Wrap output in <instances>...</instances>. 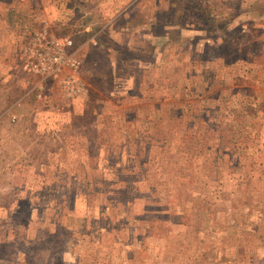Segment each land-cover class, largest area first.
Segmentation results:
<instances>
[{"label": "rangeland", "instance_id": "obj_1", "mask_svg": "<svg viewBox=\"0 0 264 264\" xmlns=\"http://www.w3.org/2000/svg\"><path fill=\"white\" fill-rule=\"evenodd\" d=\"M0 57V264H264V0H0Z\"/></svg>", "mask_w": 264, "mask_h": 264}, {"label": "built area", "instance_id": "obj_2", "mask_svg": "<svg viewBox=\"0 0 264 264\" xmlns=\"http://www.w3.org/2000/svg\"><path fill=\"white\" fill-rule=\"evenodd\" d=\"M72 45V40L61 42L54 37L37 34L30 47L26 49L28 57L25 61V69L45 79L58 77L66 69H71L68 77L62 81V85L69 96L79 98L84 96L85 88L75 74L78 69L77 61L66 52V49H70Z\"/></svg>", "mask_w": 264, "mask_h": 264}, {"label": "crops", "instance_id": "obj_3", "mask_svg": "<svg viewBox=\"0 0 264 264\" xmlns=\"http://www.w3.org/2000/svg\"><path fill=\"white\" fill-rule=\"evenodd\" d=\"M141 3V2H140ZM137 5V4H136ZM135 5V6H136ZM132 8V7H131ZM131 8H129V9H131ZM123 19H124V17H123ZM121 20V19H120ZM0 60H2L3 61V59H1V57H0ZM20 77H22V76H20ZM20 84V83H19ZM83 102H85V101H83ZM85 104L86 105H94L95 106V108L96 107H98V109L97 110H99V111H101V113H102V111H103V114H101V113H99V114H95V116H94V119L92 120V126L91 127H93V128H95V130H96V134H95V132H90L89 130L88 131H82V132H79V136H81V137H83V138H85V139H91L90 137H91V135L90 134H93L94 136V138L96 139V140H98V142L95 140V144H94V147L96 146V150L98 149V153H100V152H102V147H103V145L101 144V141H99L100 140V137H101V133H100V124H101V120H102V118H104V114H105V105H104V102H97L96 103V105H95V103L93 102V101H86L85 102ZM119 105H121L120 104V102H119ZM94 108V109H95ZM98 112V111H97ZM79 116V118L80 117H84V120L86 119V115L84 114V115H78ZM69 122H71V120H69ZM75 122L74 121H72V124H74ZM75 127V126H74ZM74 131H75V129H73ZM89 132V133H88ZM76 134V133H75ZM87 134V135H86ZM86 135V136H85ZM90 136V137H89ZM122 137V136H121ZM93 138V139H94ZM117 146H120V145H117ZM118 148V147H117ZM120 148H122L124 151H125V153H126V149H125V147H123V146H121ZM117 152H120V151H117ZM123 151H121L120 153H122ZM184 157V156H183ZM183 157H182V159H180V158H178V159H176V161L177 162H173V164H176V166H173V167H176L177 168V172H176V177H174V176H171V177H169L170 178V180L171 181H169L168 182V185H169V187H171V184L170 183H172V182H174L176 179H177V176L178 177H180V176H184L185 175V170H186V167H187V165H186V163H185V161L183 160ZM116 165V164H115ZM113 166L114 167V169H116V171L118 172V171H120L121 172V169H122V166L121 165H116V166ZM112 166H109V167H112ZM129 169H137V165L136 164H133V165H129V167H128ZM165 178V177H164ZM182 184V183H181Z\"/></svg>", "mask_w": 264, "mask_h": 264}, {"label": "trees", "instance_id": "obj_4", "mask_svg": "<svg viewBox=\"0 0 264 264\" xmlns=\"http://www.w3.org/2000/svg\"><path fill=\"white\" fill-rule=\"evenodd\" d=\"M247 111L249 112L248 115L245 114ZM251 112H261V113H264V104L260 103L259 101H251L250 104L244 106V114H245L244 116L246 118L247 117L249 118V115H250ZM94 116H93V119H94ZM86 117L90 118L87 115H86ZM92 120H89L88 121V123H87L88 124V127L92 126Z\"/></svg>", "mask_w": 264, "mask_h": 264}]
</instances>
